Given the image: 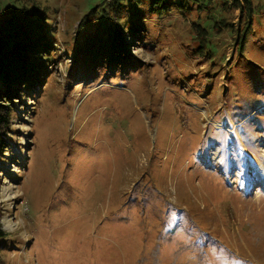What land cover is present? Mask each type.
I'll use <instances>...</instances> for the list:
<instances>
[{"label":"rangeland","instance_id":"374dc122","mask_svg":"<svg viewBox=\"0 0 264 264\" xmlns=\"http://www.w3.org/2000/svg\"><path fill=\"white\" fill-rule=\"evenodd\" d=\"M99 1L0 0L32 10L63 56L1 151L8 264H264V0L244 50L212 30L241 10L200 13L210 59L178 9L134 3L120 56L87 53L76 28Z\"/></svg>","mask_w":264,"mask_h":264},{"label":"trees","instance_id":"16d2710c","mask_svg":"<svg viewBox=\"0 0 264 264\" xmlns=\"http://www.w3.org/2000/svg\"><path fill=\"white\" fill-rule=\"evenodd\" d=\"M216 1L218 0H101L83 15L76 30L79 37L83 35L81 45L85 46L87 53L101 52L103 58H118L123 39L122 21L124 16L131 12L129 3H134V10H138L141 5L147 7L151 18H162L173 9H178L185 21L192 22V44L195 46L196 55L210 59L216 51L213 49L211 32L200 13L207 12V7L211 8ZM219 1L225 12L239 9L242 15L238 20L237 29L234 28L233 15L214 17L213 32L221 35L224 29H232L231 32L236 34L237 49L244 50L255 32L254 16L259 7H256L253 0H234L232 3ZM262 8L264 9V4ZM212 10H215V6ZM195 15L197 18L192 19ZM145 17L146 15L143 16L144 19ZM44 26V22L33 18L32 10L24 7L4 9L0 12V156L1 151L12 148L11 136L18 133L14 128V120L19 117V99H22L28 90L38 86L40 74L42 77L43 74L49 76L63 61V56L55 48L57 38L51 29H43ZM89 55L95 58V54ZM216 58H213V61ZM43 66L48 69L43 71ZM4 214L5 208L0 203V264H8L4 251L11 243L9 234L1 223Z\"/></svg>","mask_w":264,"mask_h":264}]
</instances>
